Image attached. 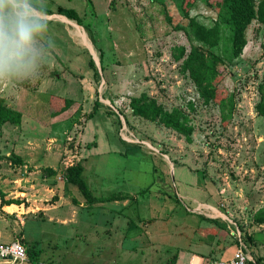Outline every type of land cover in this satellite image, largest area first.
Listing matches in <instances>:
<instances>
[{
    "label": "rangeland",
    "instance_id": "374dc122",
    "mask_svg": "<svg viewBox=\"0 0 264 264\" xmlns=\"http://www.w3.org/2000/svg\"><path fill=\"white\" fill-rule=\"evenodd\" d=\"M224 2L32 0L48 26L38 74L0 80V243L22 241L23 264H63L75 225L66 229V212L46 207L77 163L95 196L131 202L126 227L137 238L123 247L135 253L117 237L114 260L173 264L181 255L188 263L198 254L216 262L243 245L264 264V0H253L238 55ZM194 51L198 80L187 66ZM142 95L177 109L191 140L134 115L131 99ZM11 200L19 211H4Z\"/></svg>",
    "mask_w": 264,
    "mask_h": 264
},
{
    "label": "crops",
    "instance_id": "0c3cea01",
    "mask_svg": "<svg viewBox=\"0 0 264 264\" xmlns=\"http://www.w3.org/2000/svg\"><path fill=\"white\" fill-rule=\"evenodd\" d=\"M58 188L52 189L53 192L56 191V193H59L58 195H56V203L50 204L46 208H57L60 212L65 211L67 213H64L62 215V221L66 222V229H68L67 227L70 224L75 225V231H66L67 233L64 236L66 239L65 243L67 247L65 246V248L67 251H64V259H62L63 264H69V262H71L70 260L76 261V259H79L80 262L82 261L83 264H129L126 261L129 260L128 256L125 258L126 260L122 258V260L118 259L117 261L114 260L115 258H112L115 257L114 251L113 255L108 256L109 250L112 248L110 247V241L114 245L115 239H118L117 237H119L123 241V247L124 241L128 239L132 240L133 237L137 238L136 233L133 232L131 226L126 227L128 218L124 213H126L130 208L131 202L129 198L124 200H111L108 198L117 195L124 197L126 195L123 193L116 194V192H109L107 195L96 196L98 198H101V201L89 204L80 198L79 193L76 191V186L68 184L59 185ZM73 203L75 206L73 205ZM6 205L7 206L4 207V211L6 210L7 212H11V210L15 209L19 211V209L13 206L15 204ZM23 211L24 210L21 209V212ZM220 214L222 213L220 212ZM85 238H88V241H84ZM71 241H73L74 246L70 245ZM78 246L79 248H82V250H76L75 248H77ZM88 249H91L92 252H88ZM86 250L88 253L86 252ZM122 250H124L127 254L135 253L131 251L133 250V248L130 249L128 247H123ZM230 255L231 254L228 253L224 258H232V256L229 257ZM65 261L67 263H65ZM210 263H212V261L208 258H204L203 256L198 254H192L191 259L188 261V263L187 261L185 262L183 260V257H181V255H179L175 259L174 264Z\"/></svg>",
    "mask_w": 264,
    "mask_h": 264
},
{
    "label": "trees",
    "instance_id": "16d2710c",
    "mask_svg": "<svg viewBox=\"0 0 264 264\" xmlns=\"http://www.w3.org/2000/svg\"><path fill=\"white\" fill-rule=\"evenodd\" d=\"M184 14L186 15V17H189V13L184 11ZM221 17L222 20L226 21L232 29L233 49L236 55H238L240 54L241 50L243 49L246 43L244 38V30L254 17L253 0H225ZM196 32L197 36L205 42L209 41L212 35L211 33H209L208 29L202 27L199 24L197 25ZM190 63L191 65H189V68L191 74L196 80H198V74L202 71V65L201 63H198L195 51L190 57V59L187 61V66ZM130 106L133 110L134 115L159 123H163L166 127L171 128L185 136L187 140H191L193 129L191 126L187 125L184 121L181 120V113L177 109H175L173 112L166 111L163 109V107L157 104V101L155 99H151L147 95H142L139 98L131 99ZM20 160L21 159L18 157L17 161L20 162ZM43 172L44 175H49L56 174L57 171L52 168H47L44 169ZM83 173L84 167L81 163H77L73 166L68 167L64 173L66 183L76 186L85 197L87 203L93 204L101 201L102 199L96 197L89 189L87 183L83 179ZM127 198L129 197H121L117 195L112 196L108 199L124 200ZM5 202L8 205L19 204V201L17 200Z\"/></svg>",
    "mask_w": 264,
    "mask_h": 264
},
{
    "label": "clouds",
    "instance_id": "9594fccd",
    "mask_svg": "<svg viewBox=\"0 0 264 264\" xmlns=\"http://www.w3.org/2000/svg\"><path fill=\"white\" fill-rule=\"evenodd\" d=\"M42 15L32 0H0V80L38 74V41L48 27Z\"/></svg>",
    "mask_w": 264,
    "mask_h": 264
},
{
    "label": "built area",
    "instance_id": "2783aa9c",
    "mask_svg": "<svg viewBox=\"0 0 264 264\" xmlns=\"http://www.w3.org/2000/svg\"><path fill=\"white\" fill-rule=\"evenodd\" d=\"M27 247L22 241L0 243V264H23L27 261ZM210 264H260L248 253L246 246H241L230 259H221Z\"/></svg>",
    "mask_w": 264,
    "mask_h": 264
},
{
    "label": "bare ground",
    "instance_id": "6f19581e",
    "mask_svg": "<svg viewBox=\"0 0 264 264\" xmlns=\"http://www.w3.org/2000/svg\"><path fill=\"white\" fill-rule=\"evenodd\" d=\"M61 19L63 21H65V22H67L68 24L72 25L73 26L72 28H74L75 32L78 31L77 24L74 21L68 20V19H64V18H61ZM80 40L82 41V44L85 47H88L89 49H91L93 51L94 55L96 56V58H98V53H97L96 49L92 46L91 43L88 42L89 39L87 38L85 41H83L82 39H80ZM215 214H216L215 216H218V217H223L224 216V215L220 214V211L215 212Z\"/></svg>",
    "mask_w": 264,
    "mask_h": 264
}]
</instances>
